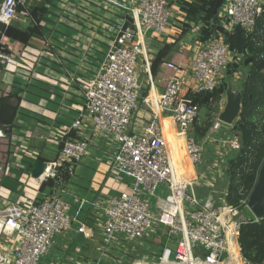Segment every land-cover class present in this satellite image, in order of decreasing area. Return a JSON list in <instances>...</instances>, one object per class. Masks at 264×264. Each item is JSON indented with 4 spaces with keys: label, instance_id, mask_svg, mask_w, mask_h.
<instances>
[{
    "label": "built area",
    "instance_id": "built-area-1",
    "mask_svg": "<svg viewBox=\"0 0 264 264\" xmlns=\"http://www.w3.org/2000/svg\"><path fill=\"white\" fill-rule=\"evenodd\" d=\"M37 1L0 0V23L5 28L15 21L26 26L30 23L29 7ZM88 2L63 0L57 9L70 17L76 12L80 17L96 19V13L83 4ZM119 2L98 10L106 15L114 13V9L117 15H121L118 23L110 25L113 32L102 59H91L93 70H89V75L80 79L82 81L65 69L67 83L78 87L83 105L70 125L57 129L52 126L50 129L51 135L56 133L50 137H55L56 155L53 160L44 162L43 172L35 181L40 187L52 180L53 187L46 196H35L25 206L9 202L0 208V264H38L58 238L65 239L74 219L70 216L69 204L62 197L66 194V182L62 178L69 175L86 156V149L92 145L95 136L113 142L108 162L109 175L115 184L127 186L128 192H118L104 201L97 199L91 203L90 211H94L101 227L94 243L98 257L93 260L63 258L61 264H119L120 260L116 261L115 255L129 252H133L128 256L129 264H138L133 256L145 251L148 252L141 257L143 264H253L242 258L238 236L241 225L259 220L242 216L241 210L229 205L226 202L227 190L216 197L215 178L205 179L204 174L200 178L194 176L193 179L175 181L174 167L160 124L163 118L170 119L175 129L184 135L185 149L194 173L206 160L205 144L220 145L222 155L237 151V137H211L219 131V123L210 129L201 143L188 133L200 109L190 94L212 92L224 79L227 68L238 64L241 56L229 49L222 33L206 43L195 38L198 49L191 56L190 68L182 62L167 65L172 71L185 68L192 72L193 83L187 86L188 89H185L182 79L173 74L164 80L162 93H156L149 80V92L142 96L137 69L142 65L147 73L150 70L153 57L148 50V35L162 34L167 28L171 18L170 0ZM224 5V10L218 12V19L225 32L239 27L250 34L256 19L264 14V0H225ZM50 44L48 38L29 42L28 47L37 55L33 62L21 56L23 45L19 44V48L14 50L0 42V76L9 64L21 66L23 74H16L14 78L22 80L23 85L27 84ZM180 49L185 50V45ZM182 52L178 53L185 57ZM80 56L84 62L90 57L86 53ZM23 61L31 62L30 69L24 66ZM65 85L68 84L63 83ZM61 87L60 83L57 84L54 91ZM7 93L0 88V97ZM49 97V100H54L55 94L52 92ZM46 104L44 101L39 106L44 108ZM140 104L147 109L149 119L138 131L131 130L132 119ZM83 110L89 118L87 126ZM84 131L89 137H82ZM7 137L6 130L0 128V181L5 178L9 165L14 168L24 163L31 165L38 160V151L25 143L15 146L14 150L9 148L11 141ZM214 167H217L218 179L223 178L225 169ZM200 179L206 180L204 186L209 190L203 198L195 190ZM163 184L168 194L164 198L156 197L158 187ZM153 197L156 200L151 205L150 198ZM247 201L242 200L240 205L247 208ZM155 238L157 243H153ZM127 244L133 245L129 247ZM144 245L149 248L143 250Z\"/></svg>",
    "mask_w": 264,
    "mask_h": 264
},
{
    "label": "crops",
    "instance_id": "crops-1",
    "mask_svg": "<svg viewBox=\"0 0 264 264\" xmlns=\"http://www.w3.org/2000/svg\"><path fill=\"white\" fill-rule=\"evenodd\" d=\"M118 2L119 0H89L88 3H83L86 8H90L94 13H96V19H86L84 18V16L80 17L78 14H75L76 12H74V16L77 19H74L73 15V18L70 16H68L67 18H62L61 16H59L58 12L54 11L53 14L49 16L50 18L56 19V23L61 27L67 29L69 34L60 35L58 34V32H55L53 30L52 32H49L48 35H45V38L49 39V44L51 43L50 47L46 49V51H44V53L41 55L42 57L40 58V63L38 67H36V73L32 76V79H29L27 85H20L19 88L24 89V87H26L25 90L29 91L30 93L32 91H38L36 87H43V89L47 91V97H49V94L52 92L55 94V97L54 100L48 99L49 104H46L43 108V106H39V103H33L31 98L34 99V97L31 94H28V97H25L21 92V95L19 96V107L15 119L21 127L19 128L15 126L11 129L10 133L6 131V134L8 136L7 138L11 141L12 150L16 148L15 146L25 143L29 144L33 147V149L38 151V160L46 162L54 159L56 155L55 150L57 148L53 142L55 137H53L52 139L50 137L52 135H55L56 133H53L51 135L50 129L52 128V126L55 127L54 129H57L63 126L70 125L68 123H64L62 121V118L66 116L67 112L72 113V115L74 114L76 118L78 114L77 112L80 111L83 105L78 87L76 88L75 85L67 83L68 79L65 74V69L70 72L71 76L76 75V78L80 80L88 76L87 74L90 72V69L93 70L94 64L90 62V59H102L103 54L107 50V43L109 41V38L113 32L110 25L112 23H117L119 19L117 18V13L114 9V13H106V15L102 10H98L100 9V7H104L106 5H109L110 7V5H112L110 3ZM179 3V0H170V19L172 20V22L170 21V19H168L167 28L165 29V31L159 35L152 33L148 35L149 39L147 41L152 46L153 55L156 54L157 50L165 44H175L176 51L169 56L165 64L160 65L154 75L151 74L150 70L148 73L144 71L142 65L138 66L137 70L142 88V96L147 95L149 92V80L152 81L153 90L156 93H162L164 88V80L168 76H173V74L182 79L184 85L186 86V90L188 89L187 86L193 83L192 72L190 70L184 68L183 71L181 69L172 71L169 70L167 66L168 64L175 65V63L177 64L179 62H182L184 63V65H186L187 68H190L192 65L191 56L198 49L197 41H194L198 33L196 27L193 26L192 28H190V30L186 31L183 34L181 24L184 21V14L181 12ZM58 5H60V3L54 5V10H58ZM169 21L171 22L170 25L168 24ZM47 24H45V26H47ZM6 42L7 43L3 45L8 49L16 50L19 48V44L10 39H7ZM91 42H96L97 44L91 45ZM183 45H185V50L180 49V47H182ZM182 50V53L185 55V57L180 56L178 53ZM152 52L150 51V54H152ZM84 53L90 56L89 60H86V62H84L82 57L80 56ZM8 68L12 67H6L3 71V74L0 76V88L5 89V91L9 93L13 89V86L17 80L14 78V73L11 72ZM59 83L62 85L61 89L58 91H54V86ZM63 83H66L68 85L63 86ZM223 97L221 98L219 104L222 102ZM39 107H41L42 109H40ZM20 110H23L28 114H36V111H40V113L37 114L38 117L36 119L27 118V121H23L21 119L22 114ZM82 114L84 116V123L86 125V120H89V118H87L84 110L82 111ZM147 119H149V113L147 109L142 104H140L137 113L132 119V125L130 129L138 131ZM160 124L163 128V131H165L166 133L167 145L175 142L174 137H177V140H182V138L184 139L183 134L176 131L174 126L173 128L171 127V120L163 118L160 121ZM227 130L228 128L221 124L219 131H217L216 134H212L211 137L216 136L225 138L226 136H224L223 133L227 134ZM229 130L233 135L232 137H236L235 133H233L230 128ZM11 132H15L16 135L15 133L11 134ZM25 134H27L28 137L30 136V138L27 139ZM82 137H89L88 132L84 131ZM92 141L98 144L90 145L95 150V154L91 155L89 153V148L91 147H88L86 149V156H84L72 168L71 173L69 174V178L66 182V194L62 195V197L69 204V212L73 213L72 217L74 220L65 239L62 240V243L59 245L58 243H56L52 247V249H56V256L52 261H47L48 264H61L63 258H80L85 260H93L98 257L96 255L97 252L95 251L96 249L94 248L93 244L97 242L96 240L98 239L96 236V231H100L101 227L99 226V224H97V219L95 217L94 211H90L91 203L97 201V199L104 201L105 198L112 197L114 193V195H116V189L124 186L123 184H115L109 175L108 162L111 157L110 154L113 151V142L111 141V139L102 136H95L92 138ZM210 147L215 146L213 144H207L206 155L208 151L211 150ZM219 147L220 145L215 147V156H212V159H209L207 156V160H205L204 162L205 166H203L204 164L202 165L203 167L201 166L206 171L210 169V167H213L212 165H214V163L217 164V161L214 160L215 157L222 156V154L220 153L223 150H218ZM34 164H19V166H14V168L12 169L16 171H22L31 176L30 174ZM222 169H225V164ZM10 175V178H15L13 173H10ZM205 175V179L214 178L211 177L209 173L207 174V172L205 173ZM194 176H196L195 173ZM224 180L225 179L223 177L222 179H220L219 183H222ZM201 181H203V184L204 182H206V180ZM215 181L216 182L214 183V186H219V183L217 184V179H215ZM204 188L207 189L208 186H204ZM226 188L222 189L221 191L223 192L224 190H226ZM215 189L217 191H215L217 196L219 194V191L217 190L218 187H216ZM49 191L50 190L48 188L41 189L38 183L35 181V189H32L33 193H31L30 197L26 199L27 203L23 204V206L27 205L28 202L32 200L31 198H34L35 196H46ZM200 191L196 190V193L200 198H203L207 195L202 193V190ZM9 202L10 201L6 202V204ZM13 204L20 205L16 202H14ZM89 211L91 212V220L90 217L88 218ZM49 254L50 252L47 255L41 257L38 261V264H46L44 263V260Z\"/></svg>",
    "mask_w": 264,
    "mask_h": 264
},
{
    "label": "trees",
    "instance_id": "trees-1",
    "mask_svg": "<svg viewBox=\"0 0 264 264\" xmlns=\"http://www.w3.org/2000/svg\"><path fill=\"white\" fill-rule=\"evenodd\" d=\"M60 2L63 0H39L29 7L28 26L19 28L13 22L6 27L4 37L24 46L21 53L23 58L35 62L37 55L28 44L32 39L45 38V24L51 22L48 16L53 14L54 5ZM179 2L181 12L184 14V21L181 24L183 34L193 26H199L196 38L200 43H206L222 33L229 49L241 56L238 64L227 68L224 79L212 92L190 94L192 101L200 109L209 112L206 122L204 119L202 123H198L197 120L193 123L190 135L197 143H201L206 137L213 125L212 108L219 105L230 80L240 71L243 77L239 85L241 110L238 120L231 128V131L237 135L239 149L228 155L223 177L226 179L228 192L226 202L242 211L244 207L240 202L248 199L264 161V14L256 19L250 34L239 27L225 32L218 19V12L225 0H180ZM58 12L62 18L68 17L62 10ZM120 16L117 15V18ZM175 51V44H165L158 49L151 62V74L154 75L160 65L165 63ZM20 85L23 84L16 81L13 89L0 98V128L7 132L16 126L15 119L21 92L25 97L31 94L35 104L40 105L44 101L49 104L47 91L43 87H36L38 91L29 93L25 90L26 87L20 89ZM39 113L40 111H36V114ZM68 178L69 175H63V182H67ZM52 187V180L40 186L41 189ZM253 221L240 226L238 236L240 254L243 259L253 264H264V218L258 222Z\"/></svg>",
    "mask_w": 264,
    "mask_h": 264
},
{
    "label": "rangeland",
    "instance_id": "rangeland-1",
    "mask_svg": "<svg viewBox=\"0 0 264 264\" xmlns=\"http://www.w3.org/2000/svg\"><path fill=\"white\" fill-rule=\"evenodd\" d=\"M224 7H225V5L223 4L222 5V7L220 8V11L221 10H224ZM54 12H58V10H54ZM59 13V12H58ZM73 18V17H72ZM74 19H77V18H75L74 17ZM170 21L172 22V20L170 19ZM169 21V25L171 24V22ZM15 26H17V27H19V28H24V27H26L27 25H29V23H26V26H23L20 22H18V21H15L14 23H13ZM55 31V32H58V34H60V35H68L69 34V32H68V30L67 29H65V28H63V27H61L60 25H58L57 23H56V21L55 20H51V22L50 23H48L47 24V26H45V33H44V35H48L49 34V32H52V31ZM57 35V34H56ZM7 41V38H3L2 40H1V44H5V43H7L6 42ZM86 43H87V41H86ZM90 43V42H89ZM149 43V42H148ZM96 45L97 43L96 42H91V45ZM148 50L149 51H151L152 52V46H151V44L149 43L148 44ZM152 57L155 55H153V52H152ZM97 56H99V55H97ZM44 60V59H43ZM88 60H89V57H88ZM90 61H92L91 59H90ZM23 64H24V66H26L27 68H29L30 69V67H31V62H28V61H23ZM10 65V67H12V68H8L11 72H13L14 73V75H16V74H23L22 73V67L20 66V67H17L16 65H14V64H9ZM13 65V66H12ZM15 66V67H14ZM90 71H92L91 69H90ZM137 74H138V70H137ZM87 75H89V73L87 74ZM242 79H243V77H242V73L239 71L238 73H236V75L235 76H233V79H231L230 80V83L228 84V85H230L231 87H232V89L233 90H235V89H239V85H240V83H241V81H242ZM18 82H21L22 80H20V79H16ZM23 94V93H22ZM224 102H225V97H223V99H222V102L218 105V106H215V107H213L212 108V114H211V117H213L212 119H213V125H212V127L211 128H213L214 127V125L216 124V123H219L218 121H217V117H218V114L221 112V110L223 109V106H224ZM20 112H21V114H22V116H21V119L23 120V121H27L26 119L27 118H31V119H36L37 117H38V115L37 114H28L27 112H25V111H23V110H20ZM66 113V112H65ZM208 111L207 110H205V109H199V113H198V118H197V121H198V123H202L203 121H204V119H205V122L207 121V116H208ZM75 119V115L73 114L72 115V113H66V116L64 117V118H62V121L64 122V123H68V124H71L72 122H73V120ZM170 120V119H169ZM172 123V122H171ZM219 124H221V123H219ZM15 125L17 126V127H21L16 121H15ZM172 128H173V123H172V126H171ZM23 128H26V127H23ZM228 128V132H227V134H225V133H223V135L224 136H226L225 138L226 139H231L232 138V134H231V132H230V130H229V127H227ZM230 129H231V127H230ZM177 131V130H176ZM165 132V131H164ZM191 132H192V127L190 128V130H189V133L188 134H191ZM10 133V132H9ZM12 133H15V132H11V134ZM221 133V134H222ZM14 135V134H13ZM15 135H16V133H15ZM25 136L27 137V139H29L30 138V136L28 137L27 136V134H25ZM165 136H166V133H165ZM9 137H10V134H9ZM217 138H220V137H217ZM165 141H166V146H167V138H165ZM28 147H30V148H33L32 146H30L29 144H26ZM92 145H98V144H96L94 141H92ZM175 145H182V143H179V142H177V141H175L174 143H173V145L172 146H175ZM217 145H219L218 143H217ZM214 146H216V145H214ZM8 147L9 148H11L12 146L9 144L8 145ZM89 147H91V146H89ZM204 147H205V149L207 150V144H205L204 145ZM182 149L185 151V148H184V144H183V147H182ZM210 149L211 150H209L208 151V153H210V154H208L207 153V155L205 156V153H204V157L206 158V160H207V156H208V158L209 159H212V156H215V152H216V148L215 147H210ZM221 148L219 147V149L218 150H220ZM167 150H168V146H167ZM206 150H205V152H206ZM94 149H93V147H91V148H89V153L91 154V155H94L95 153H94ZM225 152V151H224ZM55 153H56V150H55ZM226 153V152H225ZM168 154H169V152H168ZM92 158H93V156H92ZM229 157H228V155H222V156H218V157H215L214 158V160L215 161H217V162H219L220 163V165H217L216 163H214V165H216V166H218V167H220L221 169L224 167V164L226 163V161H227V159H228ZM185 159H186V161H188L189 159H188V156H187V152H186V155H185ZM189 162V161H188ZM190 164V163H189ZM214 165H212L213 167H210V169H208L207 171L205 170V169H202V167H201V169L198 171V170H195V174H196V176H197V178H200L199 176H204V174L207 172V174L209 173L210 174V176L211 177H214L215 179H217V184L219 183V181H220V179H222V178H220V179H218V177H217V172L215 171V168H217V167H214ZM14 169H12V167L9 165L8 166V169H7V173H6V175H5V178H3L1 181H0V208H2V207H4L5 206V204H6V202H8V201H10V202H12V203H14V202H16V203H18V204H20V205H23V204H25V203H27V201H26V199L28 198V197H30V195H31V193H33L32 192V189H35V178H33L32 176H29V175H27L26 173H24V172H22V171H16V170H14ZM184 170H186V168L184 167ZM184 170H183V173H184ZM189 170V169H188ZM209 171V172H208ZM188 171H186V173H187ZM222 172L223 171H220L219 173L220 174H222ZM10 173H13V175H14V179H12V178H10L9 177V174ZM200 173V174H199ZM183 177V174L181 175V177H179V178H177V177H175V179H181ZM216 187H218V191H219V194L216 196V197H219L220 196V193L222 192L221 190L222 189H225L226 188V179L222 182V183H219V186H217V185H215V188ZM214 188V190L216 191V189ZM196 190H198V191H200V190H202V193H204V194H208V192H209V190H208V188L206 189V188H204V184H203V182H201V180H200V182H198V184L196 185ZM115 191V190H114ZM118 192H128V188H127V186H122L121 188H119V189H116V193H118ZM201 192V191H200ZM217 192V191H216ZM115 194V193H114ZM114 194H113V196H114ZM168 194V192H167V190H166V185H160L159 187H158V190L156 191V197H159V198H164L166 195ZM156 197H153V198H150V203H151V205H153V203L155 202V200H156ZM31 199H33V198H31ZM240 214L242 215V216H245V217H249V218H253V216H252V214L250 213V211L247 209V208H244L241 212H240ZM73 215V213L71 212L70 213V216H72ZM99 234H100V231L99 230H97L96 231V236L97 237H99ZM160 236V235H159ZM158 236V237H159ZM157 237V238H158ZM157 238H155V239H153V243H157L158 242V239ZM56 243H58V245L59 244H61L62 243V238L60 237V238H58V240L56 241ZM94 245V244H93ZM133 244H127V246H129V247H131ZM127 246H124L123 248H126ZM147 248H149V247H147V246H145L144 245V247H143V250H145V249H147ZM173 247H171V249H172ZM56 249H51L50 250V254L45 258V260H44V263H46V264H48V262L47 261H52L54 258H55V256H56V251H55ZM148 251H145V252H141L139 255H137V256H133V258H136V260H138V264H143V262L141 261V260H143L141 257H143V256H145V254L144 253H147ZM129 255H133V252L132 253H127V254H124V253H118L117 255H115V260L116 261H119L120 260V263L119 264H129V259H128V256ZM88 258V257H87ZM43 263V262H42ZM149 264H151V263H149Z\"/></svg>",
    "mask_w": 264,
    "mask_h": 264
},
{
    "label": "water",
    "instance_id": "water-1",
    "mask_svg": "<svg viewBox=\"0 0 264 264\" xmlns=\"http://www.w3.org/2000/svg\"><path fill=\"white\" fill-rule=\"evenodd\" d=\"M5 29V26L0 23V42L4 37ZM224 97V106L218 114L217 121L224 126L232 127L238 120L241 110V93L239 89L233 90L232 87L228 85ZM43 169L44 162L38 160L35 162L30 175L36 179L42 174ZM247 209L250 211L254 219L261 220L264 218V161L259 168L256 182L248 197Z\"/></svg>",
    "mask_w": 264,
    "mask_h": 264
},
{
    "label": "bare ground",
    "instance_id": "bare-ground-1",
    "mask_svg": "<svg viewBox=\"0 0 264 264\" xmlns=\"http://www.w3.org/2000/svg\"><path fill=\"white\" fill-rule=\"evenodd\" d=\"M172 122V121H171ZM163 131V128H162ZM163 134L165 136V132L163 131ZM166 138V136H165ZM175 141L182 143V145H175L172 146V144L167 145L168 146V152H169V158L172 162V165L174 167V178L177 177H181V175L183 174V177L181 179H175V181H181V180H189V179H193L194 178V172L191 166L190 161H186L185 159V155H186V149L185 151L182 149L183 144H184V148H185V139L182 138V140H177L178 138L174 137ZM166 146V147H167ZM190 163V164H189ZM184 167L186 168V170H184ZM189 169V170H188ZM184 170V173H183ZM186 171H188L186 173Z\"/></svg>",
    "mask_w": 264,
    "mask_h": 264
}]
</instances>
